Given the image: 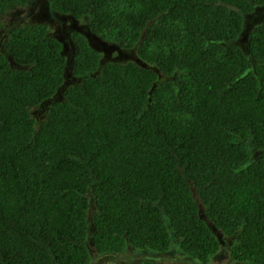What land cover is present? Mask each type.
<instances>
[{
  "label": "trees",
  "instance_id": "1",
  "mask_svg": "<svg viewBox=\"0 0 264 264\" xmlns=\"http://www.w3.org/2000/svg\"><path fill=\"white\" fill-rule=\"evenodd\" d=\"M30 0H0V13ZM264 0H52L55 13L136 59L101 61L73 35L65 81L49 26L19 27L0 53V264H264ZM92 205V248L87 245ZM204 215V216H202ZM142 251L156 253L141 258Z\"/></svg>",
  "mask_w": 264,
  "mask_h": 264
},
{
  "label": "rangeland",
  "instance_id": "2",
  "mask_svg": "<svg viewBox=\"0 0 264 264\" xmlns=\"http://www.w3.org/2000/svg\"><path fill=\"white\" fill-rule=\"evenodd\" d=\"M52 0H30L25 6H14L6 13H0V53L5 51V42L9 35L16 31L19 27L34 23H45L49 26L48 34L56 37L63 43V54L67 57L65 67V81L59 88L56 95L44 101L39 106L32 109V116L39 123L45 118V111L49 105L62 98L63 93L70 86L78 84L81 81V77H77L73 74V64L76 55V46L73 35L80 33L86 36L90 45L102 54L101 61H127L136 59L135 50H122L117 45L105 42L90 31L88 21L83 19H75L72 16L61 15L55 13L51 8ZM264 20V7H256L254 12L246 15L245 26L242 35L240 36V45L243 48L247 46L248 34L254 28L256 24H259ZM95 213V209L92 205L88 221L89 227V239L87 245L92 248V234L94 232V226L92 224V216ZM204 216V215H202ZM214 233L218 235L220 241L219 252L212 256L209 264H241L231 259L230 248L233 245V238H223L219 231L211 226ZM95 257L94 263L101 262H116L123 261L124 257L116 255H99L92 251ZM141 258L155 257L157 254L150 251H142L138 254ZM162 264H200L189 258L179 248V240L173 233V247L172 249L159 255ZM244 264V263H243Z\"/></svg>",
  "mask_w": 264,
  "mask_h": 264
}]
</instances>
